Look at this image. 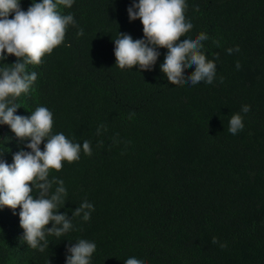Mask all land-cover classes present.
Here are the masks:
<instances>
[{"label":"trees","instance_id":"trees-1","mask_svg":"<svg viewBox=\"0 0 264 264\" xmlns=\"http://www.w3.org/2000/svg\"><path fill=\"white\" fill-rule=\"evenodd\" d=\"M131 2L60 5L75 25L39 65L27 66L37 79L16 98V113L46 106L53 134L89 140L92 152L50 170L64 181L58 211L73 229L48 235L43 252L23 240L18 215L0 208V264H64L65 245L79 238L96 243L91 264H123L129 253L149 264H264V0H189L194 23L182 35L205 32L203 50L216 62L212 83L195 85L161 72L166 46L150 71L115 65L117 31L142 36L139 19L127 18ZM15 59L9 54L0 66ZM243 104L244 127L233 135L228 120ZM24 143L0 125V158L11 163ZM84 200L93 204L87 221L72 216Z\"/></svg>","mask_w":264,"mask_h":264},{"label":"clouds","instance_id":"clouds-1","mask_svg":"<svg viewBox=\"0 0 264 264\" xmlns=\"http://www.w3.org/2000/svg\"><path fill=\"white\" fill-rule=\"evenodd\" d=\"M188 2L132 0L126 7L127 18L139 19L142 36L133 39L131 34L117 31L116 38L112 39L115 65L121 69L135 65L138 70L150 71L160 46H166L159 61L161 72L179 83L187 79L190 85L200 81L211 84L216 75V62L206 58L202 44L208 35L203 31L182 35L194 23L186 16ZM73 3L74 0H31L25 10L21 8V0H0V62L9 54L16 58L0 66V125H7L19 141L25 142L24 147L12 153L11 163L0 158V208L7 207L18 215L23 240L40 252L49 245L48 235L61 237L73 229L72 219L58 211L67 196L64 181L49 178L50 170H60L62 161L79 160L81 151L91 155L92 149L89 140L81 144L66 138L63 132L53 134V113L46 106H37L25 116L16 113L19 106L15 101L22 93L27 94L37 79V73L29 71L27 66L39 65L45 54L64 41L67 26L75 25L71 12L62 14L59 10L60 5L70 8ZM77 35H83V30H78ZM233 50L226 49L228 53ZM186 65H193V70L185 73ZM236 67L239 68V63ZM248 111L249 105L243 104L239 112L231 115L229 133L235 135L243 129L242 114ZM92 211L93 204L84 200L72 210V216L87 221ZM50 221L51 226L46 227ZM95 250L94 241L79 238L65 245L64 264H91ZM123 264L149 262L129 253Z\"/></svg>","mask_w":264,"mask_h":264}]
</instances>
